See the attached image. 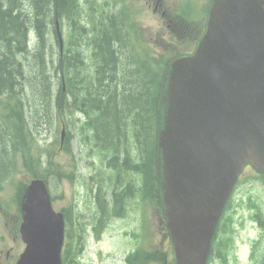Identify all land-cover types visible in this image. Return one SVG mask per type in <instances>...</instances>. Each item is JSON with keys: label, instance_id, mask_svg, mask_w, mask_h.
Masks as SVG:
<instances>
[{"label": "water", "instance_id": "obj_1", "mask_svg": "<svg viewBox=\"0 0 264 264\" xmlns=\"http://www.w3.org/2000/svg\"><path fill=\"white\" fill-rule=\"evenodd\" d=\"M193 55L163 79L160 192L179 264H205L243 165L264 171V0H213ZM20 264H61L63 216L44 180L27 187Z\"/></svg>", "mask_w": 264, "mask_h": 264}, {"label": "trees", "instance_id": "obj_2", "mask_svg": "<svg viewBox=\"0 0 264 264\" xmlns=\"http://www.w3.org/2000/svg\"><path fill=\"white\" fill-rule=\"evenodd\" d=\"M51 4V0H0V103L3 96L9 97L7 111L13 116L6 132L7 144L14 138L17 146L20 140L26 144L29 136L35 137L43 118L52 122L68 114L83 113L87 119L83 130L96 143L120 145L128 133L126 129L132 128L129 134L135 136L142 153L151 161L148 175L155 177L160 67L157 70L152 60L130 59L135 56L131 36L124 22L118 21L120 17L109 12L98 16L89 35L84 27L74 24L72 36L63 54H59L50 40V25L55 17L62 18L64 14L59 10L55 16ZM83 35L88 36L86 42L81 39ZM83 45L92 53V72L84 67ZM62 74L67 79L65 90L55 80ZM35 93L39 106L33 109ZM13 96H17L14 104ZM128 120L134 123L130 125ZM3 135L0 128V143ZM23 160L37 175L36 158L31 152H25ZM55 174L58 176V171ZM38 175L47 174L41 171Z\"/></svg>", "mask_w": 264, "mask_h": 264}, {"label": "rangeland", "instance_id": "obj_3", "mask_svg": "<svg viewBox=\"0 0 264 264\" xmlns=\"http://www.w3.org/2000/svg\"><path fill=\"white\" fill-rule=\"evenodd\" d=\"M203 0H197V5L194 0H183L182 7L185 11H192L195 9L196 13L204 12L200 7V2ZM171 14L176 13L179 7V0H166ZM145 0H81L80 9L83 13L93 12L95 14L86 15L85 26L90 28L93 26L95 20L100 17L103 12L115 13L119 12L124 7L130 10V14L136 25H139V30L144 31V35L150 36V39L160 33L163 35L165 41L162 46L160 43H156L157 40L151 41V50L149 55L152 56L157 62L167 60V57L173 55L175 52L188 51L193 45L191 42H186V39L191 36L188 31L177 32L175 38L171 37L168 33V26L163 22V18L160 13H155L153 10H149L146 6ZM198 6L200 10L196 8ZM96 18V19H95ZM71 35V34H70ZM54 42V37L52 38ZM51 40V42H52ZM182 40V41H181ZM86 42L87 40H82ZM161 42V41H160ZM141 55V51H137ZM143 58H145L143 56ZM54 81V80H53ZM9 98L5 99L7 103ZM11 100L14 104L16 98L12 97ZM39 106L38 96L35 93L32 100V108L35 109ZM1 112L7 113V110ZM7 109V108H6ZM36 112V111H35ZM4 119L6 126L11 128L9 115ZM4 120H0L1 123ZM86 118L81 114H74L66 118L68 122L67 131H71L72 135V151H64L61 147V130L62 120L53 119L52 122H48L43 118V124L36 129L35 137L29 136L26 139V144L23 140L19 141V146L13 141L8 143V146H0V173H4L8 166L7 154L12 160L10 166V174L7 177V182L4 185V193L11 198L13 191L11 187L14 181L28 182L30 179V171L26 163H24L23 155L25 152H31L32 157L36 158V172L40 173L47 165L48 153H54V161L56 167H59L61 177H52L50 180V190L54 196L55 206L60 209H68L72 212L74 219V226L72 236L79 237L83 234V226L87 224V220L90 223L94 222V214L89 207L88 197L86 196L82 201L75 191V185L73 180L69 179V172L74 166V160L77 161V174L78 176L86 175L89 171L88 160H94L97 169L100 170L101 177L109 175L112 171L104 168V162L97 156H89L90 146H87L86 134L82 131L83 125L86 123ZM57 122H59L57 124ZM66 137V134H65ZM65 139V138H64ZM72 156L74 157L72 158ZM103 167V168H101ZM128 178V176H126ZM129 178L133 179L134 188L136 193L131 194L128 200L129 216L125 219L114 220L109 229L103 234L101 241H98L92 236V227L88 226L87 240L84 248L80 251L79 256H74L72 259L78 260L81 264H127V255L130 251L140 252L138 258L142 259V264H162L163 261L157 259L150 263L148 261V254L150 252L164 251L167 254V259L173 261L175 254L171 240L165 235L164 222L161 218V213L158 205L151 198L146 199L145 204H141V192L137 187L141 184L137 181V176L134 173L129 174ZM264 177H253L252 171H248L245 174L242 184L235 193L236 206L235 209H230L231 216L227 224H225V230L219 233L217 239V248L210 261V264H247L246 252L252 253L254 247L255 238L263 235L264 224L259 220H255L252 216L256 215L264 219V183L261 181ZM79 183V181H77ZM78 189V186L76 185ZM81 188V187H79ZM116 189L119 191L120 186ZM249 198L256 202V207L249 210ZM148 200V201H147ZM144 207H141L143 206ZM252 218V219H251ZM235 228L234 232L229 233V229ZM86 228V226H84ZM145 227L149 229L145 236L137 234L142 233ZM78 230V231H77ZM264 236V235H263ZM141 237V239H139ZM146 243H145V241ZM259 253L262 255L253 259L254 262L264 258V238L261 241ZM145 246V249L142 247ZM222 252L219 253V250ZM223 254V255H222Z\"/></svg>", "mask_w": 264, "mask_h": 264}, {"label": "flooded vegetation", "instance_id": "obj_4", "mask_svg": "<svg viewBox=\"0 0 264 264\" xmlns=\"http://www.w3.org/2000/svg\"><path fill=\"white\" fill-rule=\"evenodd\" d=\"M145 3L149 10L169 17L166 0H145ZM168 19L173 21L170 17ZM202 23L203 21L200 20L196 24L195 29L200 30ZM1 201L0 199V264H15L24 248L23 240L18 231L19 218L9 221Z\"/></svg>", "mask_w": 264, "mask_h": 264}]
</instances>
